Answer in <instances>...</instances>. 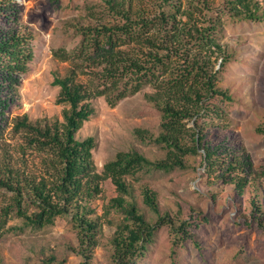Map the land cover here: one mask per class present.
<instances>
[{
  "label": "trees",
  "instance_id": "obj_1",
  "mask_svg": "<svg viewBox=\"0 0 264 264\" xmlns=\"http://www.w3.org/2000/svg\"><path fill=\"white\" fill-rule=\"evenodd\" d=\"M166 2L175 12L163 10L153 15L134 0H106L122 23L83 28L82 41L74 53L54 52L59 60H71L69 71L64 76L55 74L53 81L59 87L57 104L65 106L63 119L31 121L23 115L14 120L13 131L22 137V143L0 158V188L11 193L13 200L0 214V229L5 228L11 213L25 226L39 229L54 225L57 218L71 216L79 230L80 253L88 264L101 232L93 201L103 192L102 182L109 179L117 196L104 214L121 210L130 222L119 225L113 237L114 261L138 264L155 231L171 220L160 214L157 193L146 188L143 202L159 215L158 222L150 224L127 199L132 195L127 177L143 171L184 168L185 158L202 149L207 170L226 167L221 178L230 176L237 193L244 194L254 171L250 154L228 140L211 143L204 131L188 125L217 115L216 99L233 101L229 91L217 85L221 71L216 64L221 60L223 68L230 61L216 37L222 18L263 21L264 0H224L220 16L209 25L200 24L190 7ZM18 14L15 0H0V129L8 122L6 113L34 59L33 33L19 23ZM147 86L153 89L148 100L162 112V132L152 140L167 150L166 158L151 161L139 152H119L100 173L93 155L96 139L77 138L95 113L93 100L104 97L114 107ZM33 154L39 162L32 166Z\"/></svg>",
  "mask_w": 264,
  "mask_h": 264
},
{
  "label": "rangeland",
  "instance_id": "obj_2",
  "mask_svg": "<svg viewBox=\"0 0 264 264\" xmlns=\"http://www.w3.org/2000/svg\"><path fill=\"white\" fill-rule=\"evenodd\" d=\"M172 1L190 7L200 24L209 25L220 16L224 0L169 3ZM134 2L153 15L163 10L175 12L166 0ZM15 5L19 23L33 33L34 59L6 113L8 122L0 129L1 159L22 143V137L13 131L17 117L63 119L65 106L57 104L59 87L53 81L55 74L64 76L69 71L71 60H59L54 52L74 53L82 41L83 28L122 23L106 0H15ZM1 24L8 28L5 21ZM216 37L230 56L225 67L221 68V60L216 64L221 71L217 85L229 91L233 101L216 99L217 115L200 119L198 125L190 121L188 126L204 131L211 143L228 140L243 147L254 163L250 183L239 195L230 176L221 178L226 167L207 170L202 149L185 158L184 168L143 171L127 177L132 190L127 199L150 224L155 225L159 215L143 202L146 188L157 193L160 214L171 220L155 231L138 264H264V20L224 16ZM152 93L151 87H144L114 107L104 97L93 100L95 113L77 138L96 139L93 155L100 173L119 152H139L151 161L166 158L167 150L152 140L162 132V112L147 98ZM31 157L30 165L39 162L36 154ZM102 189L93 201L101 232L88 264H116L113 237L119 225L130 223L121 210L104 214L117 192L109 179L102 182ZM12 202V194L0 188V214ZM183 223L185 229L181 230ZM80 249L79 230L71 216L57 218L54 225L39 229L25 226L11 213L5 228L0 229L2 264H44L51 258H55L51 264H85Z\"/></svg>",
  "mask_w": 264,
  "mask_h": 264
}]
</instances>
